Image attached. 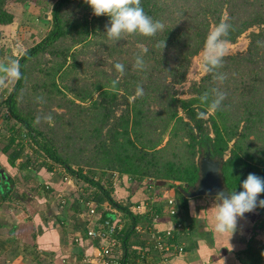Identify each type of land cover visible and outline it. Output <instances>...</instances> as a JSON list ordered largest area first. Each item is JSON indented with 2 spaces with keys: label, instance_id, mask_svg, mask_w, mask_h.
I'll use <instances>...</instances> for the list:
<instances>
[{
  "label": "trees",
  "instance_id": "trees-1",
  "mask_svg": "<svg viewBox=\"0 0 264 264\" xmlns=\"http://www.w3.org/2000/svg\"><path fill=\"white\" fill-rule=\"evenodd\" d=\"M42 2L0 0V56L7 50L4 36L17 21L8 6L38 10ZM141 2L163 29L152 37L134 33L113 41L103 32L108 17L94 15L87 0H57L47 35L13 58L21 75L0 103L8 112L5 122L14 121L6 126L8 133L0 129V156H7L13 169L54 172L57 165L63 179L81 180L91 190L92 196L80 195L98 202L106 197L133 218L128 207L114 200L113 181L103 184L108 173L124 185L154 179L176 192L199 181L200 157L211 151L222 161L229 191L239 190V180L250 172L264 176V0ZM221 21L232 26L230 43L248 33L247 49L225 55L222 68L206 71L188 97L179 96L177 87L185 83L193 58ZM92 46L97 57L90 65L86 56ZM139 54L146 61L143 71L134 68ZM117 61L126 65L123 75L114 67ZM222 72L226 79L218 83L213 77ZM113 79L118 81L115 89ZM138 84L142 95L136 94ZM216 88L227 93L222 106L200 117L206 111L200 94L211 95ZM49 116L51 120L43 119ZM30 145L43 157L41 163L28 156ZM70 197L67 205L79 203Z\"/></svg>",
  "mask_w": 264,
  "mask_h": 264
},
{
  "label": "crops",
  "instance_id": "crops-1",
  "mask_svg": "<svg viewBox=\"0 0 264 264\" xmlns=\"http://www.w3.org/2000/svg\"><path fill=\"white\" fill-rule=\"evenodd\" d=\"M21 173L9 165L7 156H0V264H84L86 257L93 258L98 241L87 235L91 219L86 205H79L83 198L121 226L115 234L116 254L124 264H163L162 259L168 264H264V208L245 213L229 239V234L214 229L216 196L190 198L183 190L193 186L175 192L163 181L124 185L114 175L112 196L133 218L106 197L98 202L78 194L77 181H64L61 170L60 177L55 170L29 168ZM50 184L54 189L48 192ZM61 196L65 204H60ZM69 197L79 203L67 205ZM171 198L176 215L169 212ZM151 231L164 237L169 250L154 247Z\"/></svg>",
  "mask_w": 264,
  "mask_h": 264
},
{
  "label": "clouds",
  "instance_id": "clouds-1",
  "mask_svg": "<svg viewBox=\"0 0 264 264\" xmlns=\"http://www.w3.org/2000/svg\"><path fill=\"white\" fill-rule=\"evenodd\" d=\"M92 12L96 16H107L108 23L105 24L106 35L113 41H118L125 34L139 33L147 37L155 36L164 27L163 23L149 15L142 5L141 0H87ZM231 25L227 21H221L211 30L207 36L205 44V55L203 67L208 73H213L222 68L224 56L227 52L228 37L230 35ZM115 69L120 75L126 72V65L117 61L114 64ZM134 68L143 71L146 68L145 57L139 54L135 57ZM7 71L10 75L19 77V61L12 60ZM222 83L225 79V73L222 72L218 77H213ZM118 81L113 79L111 86L113 89ZM144 89L142 85H137L136 94L142 95ZM227 93L220 88L213 90L209 95L207 92L199 96L200 103L206 111L199 113L200 117L207 115L208 111L218 110L226 97ZM42 117H36L39 121ZM51 120V117H43ZM264 176L257 175L254 172L248 173L246 178L239 180V190H222L216 193L217 203L214 206V229L220 234H229L230 237L238 230V221L244 217L245 213L251 212L256 208H264ZM194 204L195 201H192Z\"/></svg>",
  "mask_w": 264,
  "mask_h": 264
},
{
  "label": "rangeland",
  "instance_id": "rangeland-1",
  "mask_svg": "<svg viewBox=\"0 0 264 264\" xmlns=\"http://www.w3.org/2000/svg\"><path fill=\"white\" fill-rule=\"evenodd\" d=\"M56 1L57 0H43L38 10L32 7L28 8V6L26 7L18 3L11 4L8 6V9L13 13H15V15L17 16L16 17L17 21L13 26L9 28L3 40L5 45L7 42V50L4 53V55L0 56V103H2L8 97L13 86L17 81V77L10 75L9 72L7 71L11 61L15 57L19 58L23 54L26 48L34 45L35 42H39L47 35V33L52 27V10ZM214 27L215 26H213L211 30H213ZM253 30H258V28H253ZM247 35L248 33L243 34L237 40L236 43L228 42L227 52L225 55H230L246 50L249 43V39ZM90 46L91 45L89 44L88 47ZM204 55H205V49L193 58L192 66L189 70L185 83L177 87V89H179L180 91L179 96L188 97L189 96L188 92L190 91L191 85L194 82L200 81L202 76L205 75L206 70L203 67ZM96 57H97L96 46H92V53L86 56V58L88 59L87 62L90 65H92ZM98 62L99 60L96 61L95 64L97 65ZM107 69H109L108 66ZM87 73L88 72H86V78H87ZM80 77L83 78L84 74H81ZM97 96L98 93L94 95V97ZM26 102H28V100ZM118 112L120 114V111ZM5 115L8 116L7 110L4 107H0V129L2 130L4 129L6 133H8L6 130L7 129L6 126H10V124L14 123V121L10 119L11 123L5 122L6 121ZM2 121H4V123ZM2 147H3V142H1L0 140V148ZM32 147L33 146L28 148L27 151L28 156L31 157L33 161H37L38 163L39 162L41 163L43 161V157L36 154L35 152L37 150L36 146H34L33 148ZM54 170L58 174L60 173L59 166L55 165ZM60 175L61 174H59L58 177H60ZM29 177H31L30 174ZM113 177L114 176L112 174L108 173L103 180V184H106L108 180L113 181V179L115 178ZM76 186L78 188L77 190L78 194L85 193L86 195L92 196V194H90L91 190L88 189L81 180L76 182ZM68 193L70 192L68 191Z\"/></svg>",
  "mask_w": 264,
  "mask_h": 264
},
{
  "label": "built area",
  "instance_id": "built-area-1",
  "mask_svg": "<svg viewBox=\"0 0 264 264\" xmlns=\"http://www.w3.org/2000/svg\"><path fill=\"white\" fill-rule=\"evenodd\" d=\"M65 181L70 182V178H64ZM152 182H156L154 179H150ZM81 197V196H80ZM84 199V198H83ZM80 199L82 203L86 205L88 208V215L90 216L89 221L91 219V223L87 229L88 237L98 241V246L96 253L93 258L86 257L84 259V264H124L122 257L116 254L117 247L119 246L116 239L117 230L121 229V226L114 222L110 218L103 219V215L98 213L97 205L93 201H85ZM175 200L169 199V212L172 215L177 214V210L175 208ZM65 199L61 196L60 203L65 204ZM178 227H183L182 222L177 223ZM152 240L154 241L153 245L155 248L160 251L169 250V243L164 239L162 235H158L155 232L151 231ZM78 239H76L77 241ZM183 251V248H179ZM141 257L145 256L144 253H140ZM163 264H168L167 259H162Z\"/></svg>",
  "mask_w": 264,
  "mask_h": 264
},
{
  "label": "water",
  "instance_id": "water-1",
  "mask_svg": "<svg viewBox=\"0 0 264 264\" xmlns=\"http://www.w3.org/2000/svg\"><path fill=\"white\" fill-rule=\"evenodd\" d=\"M199 167V181L191 190H183L188 197L216 196V193L226 191L221 174L222 161L213 158L211 151H207L205 158L199 161Z\"/></svg>",
  "mask_w": 264,
  "mask_h": 264
},
{
  "label": "flooded vegetation",
  "instance_id": "flooded-vegetation-1",
  "mask_svg": "<svg viewBox=\"0 0 264 264\" xmlns=\"http://www.w3.org/2000/svg\"><path fill=\"white\" fill-rule=\"evenodd\" d=\"M206 152H207V151H205V152L201 155L200 160L203 159V158H205V156H206Z\"/></svg>",
  "mask_w": 264,
  "mask_h": 264
}]
</instances>
